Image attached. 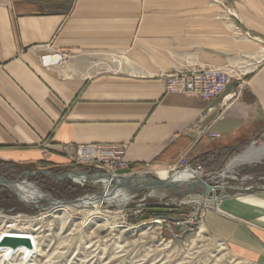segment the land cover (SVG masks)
I'll use <instances>...</instances> for the list:
<instances>
[{
    "label": "crops",
    "instance_id": "1",
    "mask_svg": "<svg viewBox=\"0 0 264 264\" xmlns=\"http://www.w3.org/2000/svg\"><path fill=\"white\" fill-rule=\"evenodd\" d=\"M54 52L66 60L44 68ZM229 66L245 77L210 101L163 92L162 75ZM263 132L264 0H0V161L61 165L90 146L172 173ZM217 206L203 228L264 264V193Z\"/></svg>",
    "mask_w": 264,
    "mask_h": 264
},
{
    "label": "rangeland",
    "instance_id": "2",
    "mask_svg": "<svg viewBox=\"0 0 264 264\" xmlns=\"http://www.w3.org/2000/svg\"><path fill=\"white\" fill-rule=\"evenodd\" d=\"M262 147L264 132L253 141L239 147H227L226 149L234 150L235 153L221 168H217L216 164L209 167V164L198 163L204 167L205 175L209 176V185L219 188L207 196V199H217L216 203L212 204L196 202V199L205 198L200 188L189 192H186L184 187L178 189V192L157 189L151 193L148 189H138L136 186V189L129 190V198L121 204L122 206L103 202L97 208L92 206L73 208L72 205L80 199L105 190L102 182L74 183L69 178L70 174L77 172L87 173L88 176L94 175L95 170L91 166L67 161L61 165L50 164L53 168L49 171L41 170L38 165L15 164L14 168L5 165L3 167L8 170L6 176L9 179L13 178L12 174L16 172L14 170L16 168L18 170V175L11 182L24 180L32 182L31 184L41 192L46 193V197L35 204H24L7 189L0 187V194L13 197L16 203L12 209L0 208V264H253L235 257L232 249L224 241L203 228L202 219L209 208L217 206L224 200L264 193L261 189L264 188V156L258 163L239 164L227 172L233 160L248 153L249 149L259 150ZM74 164L82 168L73 171L70 165ZM40 171H47L53 177L67 175L63 180L56 181L39 174ZM158 171L162 170L145 167L137 171L124 170L116 174L117 180L140 176L158 180L156 175ZM166 173L167 177L172 174ZM222 175H225V178H222ZM244 175L254 178V190L233 193L227 188L235 187L236 181ZM57 185L62 187L56 188ZM72 186L79 189L70 190L69 187ZM112 186L113 184L110 185ZM75 193L79 194L77 195L79 198L71 202ZM58 197L64 199L58 200L56 199ZM54 203L59 204L54 206ZM60 206L65 210L61 211ZM152 206L183 208L187 210V215L180 218L163 216L149 222L138 223L143 211ZM164 223L170 225L182 223L195 232V237L180 247H170L172 240L162 228ZM7 234L17 235L16 240H6ZM21 236L27 238L18 239ZM11 245L12 249H9Z\"/></svg>",
    "mask_w": 264,
    "mask_h": 264
},
{
    "label": "built area",
    "instance_id": "3",
    "mask_svg": "<svg viewBox=\"0 0 264 264\" xmlns=\"http://www.w3.org/2000/svg\"><path fill=\"white\" fill-rule=\"evenodd\" d=\"M66 58V55L54 52L41 57L40 61L44 68H48L63 63ZM245 74V71L241 67H209L201 70L162 75L160 80L164 94L182 95L187 98L207 102L221 96L231 80L241 81L245 77ZM210 136L212 138L218 137V135ZM122 156V149H105L89 146L77 149L73 162L79 163L82 166H91L95 170V174L92 175L93 177H108L115 181L118 179L116 172L126 170ZM177 173L193 174L195 175L194 180L200 179L207 184L210 183L209 176L204 173V167L201 164L191 166L185 158L180 159L176 167L172 169L171 175ZM236 182L237 185L235 187H227L233 193L254 190V178L252 176L244 175ZM215 188L219 190L218 187ZM261 189L264 191V188ZM214 199L216 203L217 199Z\"/></svg>",
    "mask_w": 264,
    "mask_h": 264
},
{
    "label": "bare ground",
    "instance_id": "4",
    "mask_svg": "<svg viewBox=\"0 0 264 264\" xmlns=\"http://www.w3.org/2000/svg\"><path fill=\"white\" fill-rule=\"evenodd\" d=\"M249 150L250 151L248 153L232 161V163L228 166V170H227L228 173L230 172L231 168H233L236 165L243 164V163H258L261 161L262 157L264 156V147L260 148L259 150L258 149L257 150L249 149ZM156 175L158 177V181H161V182L169 181L167 187H171L176 192L179 191L178 189L183 187L181 185L182 183L194 180L195 178V175L186 174V173H177V174L171 175L170 177H167V173L165 171H158ZM221 177L225 178V175H222ZM69 178L74 183H83L86 181H90L93 184H97V183L102 182L105 186V190L103 192L94 194L88 197L85 196L86 198L83 197L84 199L82 200L80 199L76 204L72 205L73 208H80L82 206H86V207L92 206V207L97 208L103 202H106L109 204L115 203L117 205L124 204L129 198V190L136 189L135 188L136 186H138V189H145V190L148 189L150 190L151 193L155 192V190L159 188L160 190H167V189H164L161 185L152 184L149 180L146 179V177H143V176H140L138 178L125 177L121 180L113 181L112 179L108 177H104L105 179L102 180L103 177L88 178L84 174L73 173V174H70ZM31 183H29L27 180H24L22 182L14 181V182H9L8 184H3L4 186L3 188L7 189L9 192L14 194L18 198V200L24 204H31V203L35 204L43 199L45 200L46 193L44 194V192H41L38 188H36ZM111 184H113L112 187H110ZM215 191L216 190H213V189L211 190L212 193H215ZM196 202L197 203H200V202L208 203L209 202L212 204L215 202V199H207V197H205L201 200L196 199ZM58 204L59 203H54L53 205L57 206ZM62 207L63 206H60L61 209ZM63 210L65 209L63 208L61 211ZM156 223L158 222H154V224ZM5 237H6V240L7 239L16 240L17 235L7 234L5 235ZM26 238H27L26 236H21L18 239L25 240ZM12 246L13 245H11L9 249H12Z\"/></svg>",
    "mask_w": 264,
    "mask_h": 264
},
{
    "label": "trees",
    "instance_id": "5",
    "mask_svg": "<svg viewBox=\"0 0 264 264\" xmlns=\"http://www.w3.org/2000/svg\"><path fill=\"white\" fill-rule=\"evenodd\" d=\"M233 153H235L234 150L224 149V150L220 151L219 153H217L216 155H214L213 157H215V158L208 157L202 163L206 164V162H207L208 159L213 158L212 159V162L208 166L210 167L211 165L216 164V167L217 168H221L224 165V163L227 161V159L230 158L233 155ZM5 165L8 166V167H13L14 168L15 167V164L14 163H10V162H2V161H0V178H3L4 180H6L8 182H11V180L14 179V178H16V176L18 175V172H17L18 170L16 168L14 170V171H16V172H14L15 174L14 173L12 174V177L13 178L12 179H9L6 176V173L8 172V170H6L3 167ZM36 165H38V167L41 170H49V171H52V168H53V167L51 168V165L50 164H47V163H38ZM70 168L74 171V170H77V169L82 168V167H80L79 165L74 164V165H70ZM61 187H62L61 185H57L56 186V188H61ZM69 188H70V190H77V189H79V188L73 187V186H72V188L71 187H69ZM62 191H64V189H62ZM93 192L94 191H92V193ZM77 195H79V194L78 193H75V195L72 196V198H71L70 201L72 202V201H75L76 199H78L79 196H77ZM61 198L62 197H58L56 199L61 200ZM62 199H64V198H62ZM15 205H16V203H15V199L13 197H10V196L4 195V194H0V208H3L5 210H8V209H12ZM186 212H187V210L186 209H183V208L174 209V208H165V207H155V206H152V207L146 208L143 211V213L139 216V219H138L137 222L138 223L149 222V221H152V220H155V219H159L160 217H163V216L164 217H168V218H180V217L186 216L187 215Z\"/></svg>",
    "mask_w": 264,
    "mask_h": 264
},
{
    "label": "water",
    "instance_id": "6",
    "mask_svg": "<svg viewBox=\"0 0 264 264\" xmlns=\"http://www.w3.org/2000/svg\"><path fill=\"white\" fill-rule=\"evenodd\" d=\"M79 173L86 175L88 178L93 177V176H88L86 173H82V172H79ZM39 174H42L44 176H49L51 179L56 180V181L63 180L64 177L67 175L66 174V175L59 176V177H53L47 171H40ZM135 178H138V177H135ZM146 179L149 180L152 184L161 185L164 189H170V190L175 191L171 187H167L169 181L161 182V181L150 179V178H146ZM8 183L9 182H7L6 180L0 178V187L3 188L4 187L3 184H8ZM181 185L184 187L183 189L186 192L192 191L193 189H196V188L202 189L203 197H207L209 194H211L212 189L217 190V188L212 187L211 185L205 183L204 181H202L200 179L187 181L185 183H182ZM162 228H163V230H165L168 233L170 239L172 240L170 243V247H175V246L180 247L184 243H189L195 237V232L191 228H187L182 223H178V224H174V225H170L169 223H164Z\"/></svg>",
    "mask_w": 264,
    "mask_h": 264
}]
</instances>
